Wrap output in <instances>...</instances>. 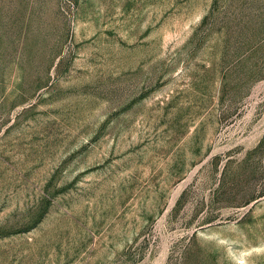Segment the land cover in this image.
<instances>
[{
	"label": "rangeland",
	"instance_id": "1",
	"mask_svg": "<svg viewBox=\"0 0 264 264\" xmlns=\"http://www.w3.org/2000/svg\"><path fill=\"white\" fill-rule=\"evenodd\" d=\"M0 264H264V0H0Z\"/></svg>",
	"mask_w": 264,
	"mask_h": 264
}]
</instances>
